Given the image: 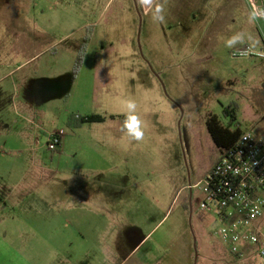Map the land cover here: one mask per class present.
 <instances>
[{
	"label": "rangeland",
	"instance_id": "1",
	"mask_svg": "<svg viewBox=\"0 0 264 264\" xmlns=\"http://www.w3.org/2000/svg\"><path fill=\"white\" fill-rule=\"evenodd\" d=\"M156 2L163 22L138 0H0V264H94L106 253L95 243L115 236L122 264L124 245L150 232L125 264H264L229 256L211 219H199L196 188L218 158L210 115L226 124L235 105L243 132L264 130V59L233 57L244 45L261 49V18L229 0ZM235 34L242 42L226 47ZM39 86L49 91L41 106ZM129 98L142 141L123 129ZM71 115L106 121L74 128ZM59 131L75 149L52 163ZM72 160L92 193L86 216L62 210L73 201L64 182Z\"/></svg>",
	"mask_w": 264,
	"mask_h": 264
},
{
	"label": "built area",
	"instance_id": "2",
	"mask_svg": "<svg viewBox=\"0 0 264 264\" xmlns=\"http://www.w3.org/2000/svg\"><path fill=\"white\" fill-rule=\"evenodd\" d=\"M233 57L264 59V47L255 51L246 46ZM65 136L63 131L53 133L48 149L56 151ZM196 188L202 193L199 219H211L217 228L213 235L229 256L237 262L255 256L264 263V132H242Z\"/></svg>",
	"mask_w": 264,
	"mask_h": 264
},
{
	"label": "crops",
	"instance_id": "3",
	"mask_svg": "<svg viewBox=\"0 0 264 264\" xmlns=\"http://www.w3.org/2000/svg\"><path fill=\"white\" fill-rule=\"evenodd\" d=\"M229 5L232 8H241V9H246L247 11L253 9V7L259 8V9H264V0H229ZM260 26H261V31L263 33V35L261 36L260 40L262 42V47H264V18H261L260 21ZM252 34L249 35L248 39L250 41H256L255 38L253 36H251ZM246 46V45H244ZM242 46V48L244 47ZM259 49V50H261ZM40 55H36L34 58H32L31 60H29L28 62L31 61H35L37 60V58ZM21 67L16 68V70L21 69ZM54 90V89H53ZM52 90V91H53ZM49 91L44 88L39 86L36 89V94L39 95L38 97H40L41 102L38 103L39 106H41L42 104L44 105V103L46 101H48L49 99ZM48 94V95H47ZM106 121V119H105ZM104 121V122H105ZM101 122V123H104ZM264 132V130L262 131ZM259 132V133H262ZM73 139L69 138L68 136H65L62 144L58 147L57 149V153H50V157L52 160V163L54 162L55 159H58L60 157H63L65 154H70L72 152H74L73 149H75L74 147H72L69 142H71ZM34 152L38 153L41 152V150L35 148L33 149ZM74 160H72V162H69V168L67 167V169H65V173L68 175V177L65 179V184L69 187V194L67 193V195L65 196V198H71V200H73L72 202L70 200H68L67 203H63L62 206V210L64 211V213H66L67 215H71L74 212H77L78 214L82 215V216H86L87 212L90 211L91 205H88L87 202L91 201L92 198V193H90L91 191L89 190L87 192V187L85 186V184H87V179H85V177L80 175L78 176L77 174L81 171V168L79 166H77V164L75 162H73ZM34 166L37 165L36 169L41 170L42 172H44L46 170L45 167L42 166V163L40 162H36L33 164ZM73 165V167H72ZM78 179V180H77ZM88 183L90 185H96L95 181H88ZM18 187L17 185L15 186V188ZM19 189V188H18ZM92 190L94 196H102V194L100 193V190H97L95 187L94 188H90ZM115 207H119V205H117V203L115 202ZM82 228H79V233L81 235V238L85 240V237L83 235V231L81 230ZM151 235V232L144 238L141 239L140 235H137V240L140 242L137 245H133V247H126V245H124V250H126L125 252H123V255H126V259L124 260V262L122 264H125V262L127 260H129V258L135 253V251L138 249V247L142 244V242H144L149 236ZM116 239V241L113 243L111 241H103L101 240L100 242H98V244L95 243V246H98L96 249L98 251V254H100L103 252L102 250H106V253L104 255V257L99 256L98 259L94 261V264H119V260H118V256L117 254L119 253V248L121 247L119 238L117 236L114 237ZM97 240V239H96ZM95 240V241H96ZM93 241V240H92ZM114 246V251H112ZM115 253V254H114ZM120 259V258H119ZM144 263V262H143ZM142 262H138L137 264H143ZM68 264H88L86 262L85 259H79V260H75V261H70ZM152 264H164L163 261L158 260H154V262H152Z\"/></svg>",
	"mask_w": 264,
	"mask_h": 264
},
{
	"label": "trees",
	"instance_id": "4",
	"mask_svg": "<svg viewBox=\"0 0 264 264\" xmlns=\"http://www.w3.org/2000/svg\"><path fill=\"white\" fill-rule=\"evenodd\" d=\"M224 116L229 121L225 124L219 116L210 115L207 118L206 124L207 129L211 138L213 145L216 148L218 153L217 160L213 159V166L218 162L219 155L225 152L228 149H231L235 146L239 140L242 130L237 124L238 120V108L235 105H230L224 109ZM105 118L101 116H76L71 115L69 118L68 125L70 127H79L88 123H101L104 122ZM213 168V167H212Z\"/></svg>",
	"mask_w": 264,
	"mask_h": 264
},
{
	"label": "clouds",
	"instance_id": "5",
	"mask_svg": "<svg viewBox=\"0 0 264 264\" xmlns=\"http://www.w3.org/2000/svg\"><path fill=\"white\" fill-rule=\"evenodd\" d=\"M142 7L154 8L153 19L163 22V7L156 0H138ZM264 18V9L253 7L250 19ZM242 42L240 34H235L226 40L225 45L228 48L234 47L237 43ZM125 119L123 121V129L126 134L135 141H142L144 138V122L137 112V104L134 99H127L123 102Z\"/></svg>",
	"mask_w": 264,
	"mask_h": 264
},
{
	"label": "flooded vegetation",
	"instance_id": "6",
	"mask_svg": "<svg viewBox=\"0 0 264 264\" xmlns=\"http://www.w3.org/2000/svg\"><path fill=\"white\" fill-rule=\"evenodd\" d=\"M212 167H213V163H212V159L210 158L208 164L205 167V170L202 171L201 175L205 176L212 169ZM188 191L190 192V194L192 193V189H189Z\"/></svg>",
	"mask_w": 264,
	"mask_h": 264
}]
</instances>
